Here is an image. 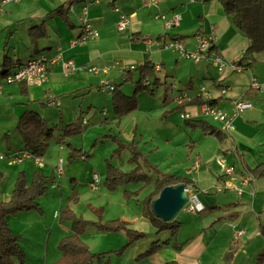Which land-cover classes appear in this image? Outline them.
<instances>
[{
    "label": "crops",
    "instance_id": "1",
    "mask_svg": "<svg viewBox=\"0 0 264 264\" xmlns=\"http://www.w3.org/2000/svg\"><path fill=\"white\" fill-rule=\"evenodd\" d=\"M34 1L36 7L27 17L35 23L33 25L44 23L47 26L48 35L40 38L36 43L27 33L26 43L23 40H18L23 35L16 28L15 32H10L11 38H8L9 40L6 41L4 48L0 51V63L3 62L5 55L10 58L12 63H24L32 57L45 54L49 59V79L45 83L32 85L25 82H3L0 86V102L7 99V104L11 106L8 111L9 116L14 117L17 123L18 117L27 108L36 107V103L48 106L44 103L48 96L57 97L61 101L63 98H71L65 99L67 106L71 104L75 107L81 96L89 95L91 98L93 93L101 88L102 80L106 79L112 83L123 82V77L127 72L120 70L115 65L116 61L134 65V68L130 70L134 71L133 75L138 76L139 72L136 67L146 60H150L155 64L154 77L160 80L161 77H158V72L163 70V83L166 81L168 83L169 77H182L187 86L184 88L182 81L178 85L181 88L180 95L177 96V105L181 104V109L178 110L181 116L191 125L198 120L207 121L223 134L222 137H217L205 132L200 127H196L203 131L204 137L198 143L200 150L193 157L192 166L188 168V172L193 174L190 177L198 195L212 194L213 191L220 192L223 195L219 199L227 201L224 206L237 202L243 205V208L242 212H234L231 207H225L223 213L227 216L223 217L224 214H218L216 216L218 218H211L210 224L213 229L206 232L204 238L192 243L188 248L183 249L181 246L180 250L171 246L165 247L150 255L149 261L153 264H164L166 260L175 259L181 264H205L204 260L216 253L217 255H214L213 259L207 263H257V254L264 249V238L260 233V222L256 224V219L250 217L249 214L255 213L258 219L262 214L264 215V176L256 178L251 171L264 159V51L255 54L254 59L246 58L240 62L249 45V39L235 27L219 0L92 1L88 7L87 21L99 31V36L82 43L75 42V40L81 37L83 33V25L80 20L83 0ZM116 4L119 5L120 11L113 9ZM61 5H64L65 8L70 7L67 19L56 12V9ZM122 14L129 16L130 24L128 29L119 31L116 25ZM177 15L181 16L179 23L169 27L167 22ZM188 19L193 21L190 31L196 37L195 39L185 38L182 34L186 33L184 23ZM10 22V20L5 19L2 23V19H0V33L10 27ZM161 25H163V35L159 33L162 29ZM175 27L176 29H173ZM155 33L158 34L155 35ZM198 36L210 38L213 43L212 49L219 52L229 62L224 72L218 71L216 76L206 78L207 75L204 73L210 70L208 64L212 62V59L202 58L195 61L182 55L179 51L166 47V43L171 40L180 39L187 50L194 51L199 48ZM19 42L24 46L21 50H17ZM172 57H176V65L171 61ZM70 59L75 62L77 69L66 74L63 71V62ZM190 59L193 60L190 61L191 63H189ZM230 63H241L244 68L235 70L231 68ZM93 65L108 67L109 69L94 73L89 70V67ZM173 67L176 69H172ZM253 77L260 82V89L250 86ZM204 78L208 81L203 82L202 79ZM127 81L129 80L126 79L125 82ZM146 81L148 83L149 80ZM173 81L171 80V85L176 87ZM124 86L125 84L122 87ZM201 86L208 89L211 93L210 96L200 94ZM221 87L226 88L225 93H220ZM190 88L196 89L197 92L193 93ZM167 91L166 89V94ZM107 94L108 97H112V93ZM197 95H201L204 101L213 100V103L210 104L230 115L233 114L235 102L238 100L248 101L251 106L233 117V128L227 131L223 128L221 120L218 119V127H216L209 122L210 115L200 113L201 104L188 103L189 99ZM180 96L186 98L183 100ZM80 104L82 105L81 102ZM186 113L190 116L183 115ZM211 117L215 118L214 116ZM61 118L62 125L73 121L66 120L64 115H61ZM85 123L88 122L85 120ZM9 125L7 123L4 126L8 128ZM128 126L130 128L135 127L129 123ZM131 137L133 138L130 135ZM7 138L8 136H6ZM10 143L11 141L7 140L9 147L7 152L22 149V144L18 148L10 149L12 146ZM196 144L197 142H194L190 145ZM59 148L62 149L63 145L60 144ZM49 156L51 157V154L47 155L48 159L46 156L41 157V165L33 158H26L20 163H11L7 159V161L0 159V170L14 177L15 181L20 172H24L28 178H32V173L36 170H41L46 174L53 172L57 174L58 162L54 163ZM81 157L83 158V156ZM226 165L234 166V179L224 173ZM62 175H65V170H63ZM243 176H248L250 181L244 186L245 190L241 194L229 187L224 188L225 190H218V184L224 181L230 180L239 185V177ZM232 194L238 198L232 199ZM235 199L236 201H234ZM206 203L203 201L205 207ZM217 203L218 206L216 205L214 208L222 210V202L218 201ZM259 204L261 205V212L256 213L253 208L258 207ZM242 213L244 214L241 216ZM220 217L224 220H220ZM122 218L131 222L132 226L140 231L152 232L156 230L142 211L141 214L136 215L129 209L128 214ZM27 221L30 222V220ZM239 230H242L243 233L239 234ZM169 235V231H163L159 234L156 231L154 240L162 237L165 239ZM224 238L226 239L223 241ZM142 241L143 243H141ZM152 241V237L151 240L143 238L132 244L142 247H139L140 251L135 259H140L139 256L149 248Z\"/></svg>",
    "mask_w": 264,
    "mask_h": 264
},
{
    "label": "rangeland",
    "instance_id": "2",
    "mask_svg": "<svg viewBox=\"0 0 264 264\" xmlns=\"http://www.w3.org/2000/svg\"><path fill=\"white\" fill-rule=\"evenodd\" d=\"M35 7L34 0H13L3 4L0 19H2V23H4L5 19L11 22L10 27L0 33V51L4 48L6 41L9 40L8 38H11L10 32H15L16 28L23 35L18 40L26 42L25 40L28 39V27L35 24L27 16L32 13ZM86 18L88 17L86 16ZM192 25L193 21L189 19L184 23L186 33L182 34L185 38H196L190 31ZM161 28L159 33L163 35V25H161ZM173 29H176V27ZM167 32L170 33L169 30ZM23 47L19 42L17 50H21ZM176 57L171 58L174 65H176ZM190 61L193 60L190 59L189 63H191ZM214 64L213 61L208 64L210 70L204 73L207 75L206 78L218 74V65ZM201 65L204 66V64ZM172 69H176V67ZM158 77H161L160 83L150 85L152 92L141 90L138 93L139 108L120 119L114 113L111 96L108 97L107 92L102 88L97 89L91 98L89 95L81 96L83 100L81 98L78 99L79 101H77L75 107L71 106V104L67 106V100L65 99L71 98H63L61 101L56 97L59 100V105H49L47 103L49 106H43L36 103V107L32 108L39 111L42 117L47 119L51 125L57 123L61 127V115H64L66 120L73 121L78 115H83L88 123L83 125L81 132L67 137L72 143V147L81 149V154L72 159L69 158L71 150L68 148L69 145H67L66 139L61 142L63 148H59V135L62 131L60 129L55 130L44 156L47 157L48 154H51L49 158L54 163L58 162L59 158H63L62 164L65 175L61 174L55 183L49 186L47 192L39 197L38 201L41 209L21 211L8 218L10 226L12 224L11 230L14 234L19 235L18 241L26 255L22 264H50L60 258L59 243L61 238L73 230L72 220L66 216L65 209L67 208L71 209L79 219L101 223H106L117 217H123L128 214L129 209L136 215L141 214L142 201L150 193L152 186H147L138 195L131 196L130 199L125 197V189L135 190L138 186L125 184L116 190L108 189L105 179L109 161L125 172L138 167L143 172L151 173L148 164L145 163L146 159L150 164L158 166L163 172H171L189 178L193 176L192 173L188 172V168L192 166L193 157L200 150L198 143L201 142L204 133L202 130L187 123L178 110H173L178 104L177 96L180 95L181 87H178L179 82L182 81L184 88L187 83H184L185 81H183L182 77L179 78L177 76L169 77V82L163 83V70L158 72ZM174 78L175 81H173ZM206 78L202 79V81H208ZM171 80L176 84V87L171 85ZM124 84L125 86L122 88L125 93L134 94L135 82L127 81ZM166 89L168 90L167 94L165 93ZM190 90L193 93L197 92L194 88H190ZM5 100L0 102V153H7L9 148L7 140H10V144H12L10 149L18 148L22 144L16 131V119L9 116L10 113H8L11 106L7 104V99ZM46 100L47 97L45 98ZM217 121L218 119L210 116L209 122L216 125V127H218ZM7 123L10 124L8 128L4 126ZM128 123L132 127L135 126L136 129L135 127L130 128ZM6 131H8L7 134H5ZM130 135L133 138H130ZM6 136H8L7 139ZM116 138L119 141H116ZM132 139L139 141L144 154L140 161L132 162L130 160L132 152L127 147V144ZM194 142H197V144L194 146L190 145ZM120 143L126 146L119 148ZM95 174L97 175V181L94 180ZM232 177L234 179L235 176ZM239 178L237 187L241 188L243 192L247 183L242 184L241 179L243 177ZM14 183L15 178L4 173V181L0 184V199L7 200L10 198ZM223 190L225 189L223 188ZM222 195V193L215 191L208 195L201 194L199 198L202 203L203 201L207 202L204 210L198 213H191L182 208L175 216L182 223L177 241L183 249L204 238L206 232L212 231L213 226L210 224V219L218 214H224L225 207H231L234 212H242L243 205L237 202L224 206L227 201L219 199ZM231 198L238 197L232 194ZM218 201L222 202V210L214 208V206H218ZM253 210L256 213H260L261 205L259 204ZM243 214L240 215L242 216ZM249 216L256 219V224L264 220L263 214L259 219L256 218L253 212ZM220 218V220H224L222 217ZM27 220H30V222ZM146 233L147 238L145 237V239L151 240L152 237L154 240L156 238V230L147 231ZM82 238L93 253H102L94 264H107V260L109 264L150 263L148 257L135 259L141 246H133L132 244L125 246L128 236L124 231H103L89 225L82 233ZM214 255L217 254L215 253ZM213 256L204 260L205 264H214L212 262L207 263L213 259Z\"/></svg>",
    "mask_w": 264,
    "mask_h": 264
},
{
    "label": "trees",
    "instance_id": "3",
    "mask_svg": "<svg viewBox=\"0 0 264 264\" xmlns=\"http://www.w3.org/2000/svg\"><path fill=\"white\" fill-rule=\"evenodd\" d=\"M219 1L223 4L226 14L230 16L235 27L239 30V32L249 39V45L240 59V62L246 58L254 59L255 54L264 51V0ZM85 4L86 0H83L82 7ZM69 10L70 7L65 8L64 5H61L56 9V12H58L64 19H67ZM28 34L32 41L37 43V40L48 35V29L44 23H40L30 26L28 28ZM210 50H212V47H210ZM22 64L23 62L12 63L10 58L5 55L3 62L0 63V79H4L9 71ZM154 67L155 64H153L152 61L146 60L143 64H140L136 67V70L139 72L138 76L133 75L134 71L130 70V68L124 71L127 73L123 77V82H125L126 79L135 82V91L132 95L125 93V90L122 88L124 84L123 82L113 83V89L110 91V93H112L111 101L113 104L114 113L118 119L139 108L137 95L141 90H148L152 92L150 85L159 84V79L153 76ZM147 79L150 82L148 81L147 83ZM180 97L183 100L186 98L185 96ZM44 103L48 105L45 100ZM188 103H213V100L204 101L201 95H197L189 99ZM180 109L181 104L177 105L173 110ZM84 121L85 119L83 115H78L74 121L65 123L61 127L59 124L51 125L48 123L47 119L42 117L39 111L32 108H27L18 117L16 123V131L20 136L22 149L7 153L1 152L0 154H4L5 158L3 159L9 160L10 154H22L26 152L29 154L24 157L23 161L26 158H33L35 161L37 158L41 159V157H43L46 152L49 141L54 136L55 130L60 129L62 133L59 135L58 142L62 144L61 142L65 141L66 139V143L69 145L68 148L71 150L69 158L72 159L75 156H79L81 154V149L72 147V143L67 137L81 132L83 130ZM192 125L194 127H200L205 132L216 135L217 137H222L223 135L220 130L213 128L212 125L204 120H198ZM116 141H119V139L116 138ZM124 146L126 145L120 143L119 148ZM127 147L132 152L130 157L132 162L140 161L141 158H143L144 154L139 145V141L132 139L127 144ZM145 161V163L148 164L151 173L143 172L139 170L138 167L125 172L117 165L109 161L105 179V184L110 190H116L125 184H133L138 186L135 190L125 189L124 194L126 196H124L127 197V199H130L131 196L138 195L140 191L147 186H152V190L142 201L143 215L151 221L153 227L157 231V234L163 231H169L170 235L165 239L159 238L153 240L149 248L144 253H142L139 258L149 257L150 255L168 246L180 250L181 244L178 243L177 237L182 226L181 221L176 219V217L165 220L158 216L154 211L153 204L161 190L168 185H178L185 183L187 185H193L196 189L191 178L171 172H163L158 168V166L150 164L146 159ZM38 164L41 165L42 163ZM56 169L57 174L56 172L46 174L41 170H36L32 173V178H28L24 172H20L16 178L10 198L7 200L0 199V264L23 263L26 255L18 241L19 235L14 234L11 230L8 218L9 216L13 214L16 215L21 211L41 209L40 202L38 201L39 197L45 194L49 186L54 184L59 176L63 174V171L62 173L58 171V164ZM251 171L256 178L264 176V159L260 161L253 169H251ZM3 181L4 173L2 170H0V184H2ZM65 212L67 213L66 216L72 220L73 230L71 233L61 238L59 243L61 256L58 260L50 264H94L95 260L100 258L102 253H93L82 238V233L89 225H92L96 229L103 231H124L128 236V241L125 246H130L134 242L147 237L146 232L134 228L131 222L123 219L122 217H117L106 223H101L91 220L89 221L85 219H79L69 208L65 209ZM259 228L261 236L264 238V220L260 222ZM256 259L258 264L264 263V249L257 254ZM107 264H109L108 260ZM149 264L153 263L150 262ZM164 264L181 263L175 259H172L166 260Z\"/></svg>",
    "mask_w": 264,
    "mask_h": 264
},
{
    "label": "built area",
    "instance_id": "4",
    "mask_svg": "<svg viewBox=\"0 0 264 264\" xmlns=\"http://www.w3.org/2000/svg\"><path fill=\"white\" fill-rule=\"evenodd\" d=\"M13 0H1L0 3V16L3 11V4L10 2ZM19 1V0H17ZM92 1L96 0H86V4L81 8V15H80V20L82 21L83 25V33L81 37L77 38L75 42H84L90 38H97L99 36V31L94 28L88 21H87V13H88V7L89 4ZM115 11H120V7L118 4H116L113 8ZM160 16V15H158ZM163 17V15H161ZM181 19L180 15H177L173 17L170 21L167 22V25L169 27L178 24ZM130 24V18L129 16L122 14L120 19L117 22V27L119 31H124L128 29ZM198 42H199V48L190 51L187 50L184 47L183 42L180 39H173L170 42L166 43V47L171 48L175 51H179L182 55L186 57H190L194 59L195 61H199L202 58H208L212 59L214 63L218 65V71L219 72H224L225 69L228 67L229 62H227L223 56L217 52L214 51L213 49L210 50V47L213 48V43L211 42L210 38H205L202 36L197 37ZM49 59L45 54H40L38 56L32 57L28 61L24 62L22 65L16 67L15 69L11 70L6 74L4 79H0V86L2 85L3 82L6 83H12V82H25L28 85L32 84H42L45 83L49 79ZM115 65H117L120 70L125 71L128 68L132 69L134 68V65H129L125 63H120L119 61L115 62ZM231 68L235 70H242L244 68L241 63H230ZM77 69V66L75 62L70 59L66 60L63 62V71L68 74L71 71H74ZM109 68L108 67H99V66H91L89 67V70L94 72V73H99L100 71H107ZM101 88L105 90L107 93H110V91L113 89V83L109 80H102L101 81ZM250 86L256 89L261 88L260 82L253 77L251 79ZM200 94L203 96H210V92L205 86L200 87ZM225 93L226 88L221 87L220 88V93ZM47 103L49 105H59V100L54 97V96H48L47 97ZM251 106V103L248 101H243V100H238L235 102V110L233 114H228L226 112H223L220 110L217 106L210 104V103H202L200 106V113L202 115H210L214 116L215 118L221 120L223 122V128L226 130H230L233 128V123L232 119L235 115H237L239 112L244 110L245 108H248ZM185 116H190V114L186 113L183 114ZM24 152V151H23ZM29 153H18V154H10L9 160L11 163H20L23 161L24 157H26ZM0 158L3 159L5 158L4 154H0ZM36 161L38 163H42V160L40 158H37ZM63 159L60 158L59 163H58V171L62 173L63 171ZM224 173L228 176H233L235 174V168L232 165H226L224 167ZM95 181H97V175L95 174ZM250 179L248 176H243L242 178V184L249 183ZM231 188L236 190L239 194L242 193V189L237 187V184H234L232 181H224L221 182L220 185H218V190H222L223 188ZM187 195H188V200L184 204L183 208L186 209L188 212L191 213H198L202 210H204L205 206L202 203V201L199 198L197 190L194 188L193 185H187ZM239 234L243 233L242 230H239Z\"/></svg>",
    "mask_w": 264,
    "mask_h": 264
},
{
    "label": "water",
    "instance_id": "5",
    "mask_svg": "<svg viewBox=\"0 0 264 264\" xmlns=\"http://www.w3.org/2000/svg\"><path fill=\"white\" fill-rule=\"evenodd\" d=\"M187 200V184L168 185L155 199L153 208L158 216L168 220L179 213Z\"/></svg>",
    "mask_w": 264,
    "mask_h": 264
}]
</instances>
